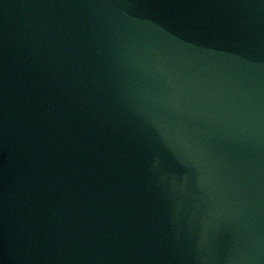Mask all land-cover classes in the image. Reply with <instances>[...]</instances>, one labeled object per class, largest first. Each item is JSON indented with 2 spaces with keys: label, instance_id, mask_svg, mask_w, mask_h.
Returning a JSON list of instances; mask_svg holds the SVG:
<instances>
[{
  "label": "water",
  "instance_id": "water-1",
  "mask_svg": "<svg viewBox=\"0 0 264 264\" xmlns=\"http://www.w3.org/2000/svg\"><path fill=\"white\" fill-rule=\"evenodd\" d=\"M0 264H264V0H0Z\"/></svg>",
  "mask_w": 264,
  "mask_h": 264
}]
</instances>
